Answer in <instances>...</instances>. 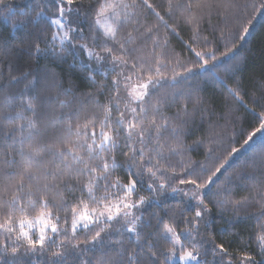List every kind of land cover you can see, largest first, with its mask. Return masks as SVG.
I'll use <instances>...</instances> for the list:
<instances>
[{"label":"snow or ice","instance_id":"6c2138e0","mask_svg":"<svg viewBox=\"0 0 264 264\" xmlns=\"http://www.w3.org/2000/svg\"><path fill=\"white\" fill-rule=\"evenodd\" d=\"M138 7L155 11L150 0H35L18 8L0 0V17L11 36L0 42V60L7 61L6 73L0 63V264H158L161 257L162 264H233L228 248L215 243L214 211L231 213L229 219L243 214L254 223L243 247L255 244V250L242 251L237 259L264 264V151L253 156V173L226 175L235 157L264 144V111L258 113V126L228 137L221 156L228 124L218 121L227 117H217L194 83L158 95L168 85L213 72L221 57L235 59L234 50L257 17L241 22L242 6L234 0H168V12L178 13L191 31L184 41L191 55L183 59L168 49L156 25L143 26ZM254 11L264 14V2ZM214 16L240 27L226 34L212 22ZM171 31L179 35L176 27ZM228 40L236 43L221 57L207 47ZM69 56L73 64L79 61L96 93L77 97L79 86L51 67ZM41 58L48 64L40 65ZM110 72L115 75L109 83ZM98 73L106 79L98 81ZM105 91L109 95L100 105L95 96ZM228 91L243 103L237 88ZM53 98L61 107L74 102L78 107L52 119L45 100ZM86 102L99 109H86ZM173 107L175 113L166 114ZM205 123L207 134L195 136ZM241 136L240 146H233ZM190 137L195 138L189 143ZM201 148L205 161L218 163L194 164L188 154ZM237 178V186L247 190L239 198L231 187ZM142 187L150 195L141 194ZM172 196L180 199L170 204ZM152 204L160 210L150 216L156 234L167 242L163 250L150 239L153 233L143 231L152 227L145 217ZM180 224L185 227L178 231ZM125 234L133 247L124 246ZM205 244L210 249L201 252ZM209 250L211 262L202 258ZM37 255L39 260L33 259Z\"/></svg>","mask_w":264,"mask_h":264},{"label":"trees","instance_id":"16d2710c","mask_svg":"<svg viewBox=\"0 0 264 264\" xmlns=\"http://www.w3.org/2000/svg\"><path fill=\"white\" fill-rule=\"evenodd\" d=\"M151 3L155 6V11L148 10L146 8H137L136 11L138 13V18L143 24V26H152L156 25L158 28V34L163 39L167 37L168 40V49L172 50L174 53L181 54V58L188 59L190 57V53L184 48V41L189 40L191 36L190 29L184 25L182 19L179 17L178 13H169L168 12V0H150ZM235 3L240 4L241 7V22L250 19L253 15H256L257 19L255 20L253 26L246 39L243 42H240L237 47L238 51L234 50L235 59H231L230 57H221V53L227 51L228 48H231L233 43H236L234 40L222 41L219 45L212 43L207 45V47L212 48L218 57H221L223 63L213 72H204L203 75H197L193 79L187 82H181L176 84L174 87L171 85L166 86L164 89H161V92L158 94H163L164 92H168L169 94L186 88L187 84L194 83L196 87L200 90V94L209 102V107L214 108L217 117L220 114H224L227 117V121L224 119L219 120L220 125L228 124L227 127V135L224 140V147L218 150V155L223 156L226 154L225 149L228 144V137L232 136L235 133H239L241 128H244L245 132L251 131L254 126H258L257 116L258 113L264 111V14L255 13L254 8L259 6L261 2L264 0H234ZM9 3L13 7H25L29 3H35V0H9ZM247 5V7H243V5ZM4 9L0 8V12H3ZM159 13V16L156 13ZM160 17H163L161 19ZM17 19H21L19 15L16 17ZM212 22L219 24L221 27L225 29L227 34V30L229 28L238 29L240 27V23L235 20H229L227 24H225L223 18L213 17ZM42 26L46 28L47 32L50 34L51 28L48 27L47 22H43ZM174 26L177 29L176 33L171 31V27ZM143 31V28H141ZM16 33L13 31L11 35H15ZM203 35H210L209 32L205 31ZM219 35V33H217ZM181 37L183 39H181ZM11 38L9 25L3 21V18L0 17V42L9 40ZM149 48H151V40L147 41ZM43 46V45H41ZM204 45H200L199 47H203ZM198 47V50H199ZM232 54H230L231 56ZM0 63L5 66V73L7 71V61L0 60ZM40 65L48 64V61L44 58L39 60ZM53 69L60 73L65 80L71 79L75 84L79 87L76 89L77 97L80 96L82 92H93L96 93V88L91 86V82L87 81L83 72L80 71V63L79 61L75 64L72 62V57L69 56L63 63L57 62L56 64L51 65ZM203 71V70H202ZM115 73L110 72L107 77L108 82L110 83L111 77L114 76ZM97 80H105L106 78L102 74H97ZM221 80L223 82H221ZM239 85V87H237ZM23 85L17 86V88H21ZM229 88H237L240 96L243 98V103L237 100L234 96H232L228 89ZM55 94L53 93V96ZM109 95L107 91L104 92L103 95L97 94L95 99L100 102V105L106 102V98ZM60 99H65V97H60ZM71 99V97H68ZM2 103V102H0ZM46 107L50 105L52 109V119L59 120L62 116H66L68 113L72 112L74 108L78 107L77 103H72L68 106L61 107L59 102L53 98L51 101L45 100ZM84 107L86 109H99V105H96L94 102H86ZM178 107V106H177ZM176 111V107L166 108L165 112L168 115H173ZM26 115H32L31 112H27ZM48 122V118L46 117L45 123ZM208 125L205 123L203 129L197 128L195 129V136H201L207 134ZM195 137L188 138V142H191V139ZM245 137H237V140L233 142V146L239 147L240 143L243 142ZM260 137H256V141H259ZM261 151H264V144L255 143L254 147L247 148L243 153L239 156L235 157L231 163V167L228 168L226 175L233 173H253V168L251 167V161L253 156L259 154ZM118 155V154H117ZM191 160L195 164L196 162L200 163H218V161H205L206 149L201 148L195 152L189 153ZM118 159H122L118 155ZM179 159L174 158L173 163ZM179 171V168H178ZM115 175L123 176V172L117 171ZM256 179H259V174L256 173ZM223 180V177H221ZM249 183L252 181L249 180ZM238 178L234 180L233 188L234 195L239 198L240 195L246 194V188L243 185L237 186ZM141 194L148 196L150 193L146 191L143 187L140 189ZM180 199L179 196L169 197L168 203L175 204V202ZM159 208L156 207L155 204L147 207L145 211L146 219H151L152 227H145L143 229L144 233L147 235L148 233H153L150 239L153 243L157 244L160 250H163L167 247V242L159 237L156 228V220L150 216L152 212H159ZM163 215V213H161ZM213 219L216 221V227L213 229V235L215 236V243H223L226 248H228L229 253H232L233 264H239V260L237 259L240 252L249 250H255V244H253L252 249H245L243 245L247 244L250 240V236L254 231V223L249 221L243 214L240 217H233L229 219L231 213H216L213 212ZM165 222H167V217L164 218ZM220 225H224L221 227ZM234 225V226H233ZM119 224L114 225V227H118ZM184 224H180L178 227V231L184 228ZM79 238H84V233H79ZM207 239V236H205ZM181 240L185 243V245L190 249L191 245L187 243L184 236H181ZM124 246L131 248L134 245L129 239L128 235L124 236ZM210 249L209 244L203 245L201 248V252L205 249ZM54 250V249H53ZM39 255L33 257V259L39 260ZM205 261L211 262L213 261V256L209 250L208 255L202 257ZM225 260L228 257H224ZM220 257H216V261H219ZM163 257L160 258V262L158 264H162Z\"/></svg>","mask_w":264,"mask_h":264},{"label":"rangeland","instance_id":"374dc122","mask_svg":"<svg viewBox=\"0 0 264 264\" xmlns=\"http://www.w3.org/2000/svg\"><path fill=\"white\" fill-rule=\"evenodd\" d=\"M245 150H246V149H245ZM245 150H244V151H245Z\"/></svg>","mask_w":264,"mask_h":264}]
</instances>
